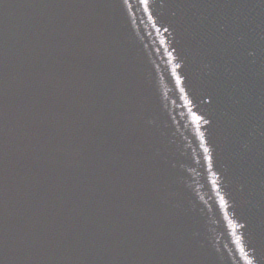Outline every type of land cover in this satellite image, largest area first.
I'll use <instances>...</instances> for the list:
<instances>
[{
	"label": "water",
	"instance_id": "95a60500",
	"mask_svg": "<svg viewBox=\"0 0 264 264\" xmlns=\"http://www.w3.org/2000/svg\"><path fill=\"white\" fill-rule=\"evenodd\" d=\"M0 13H1V0H0ZM0 264L2 262V234H1V203H0Z\"/></svg>",
	"mask_w": 264,
	"mask_h": 264
},
{
	"label": "snow or ice",
	"instance_id": "6c2138e0",
	"mask_svg": "<svg viewBox=\"0 0 264 264\" xmlns=\"http://www.w3.org/2000/svg\"><path fill=\"white\" fill-rule=\"evenodd\" d=\"M143 2L146 4L147 3V0H143Z\"/></svg>",
	"mask_w": 264,
	"mask_h": 264
}]
</instances>
